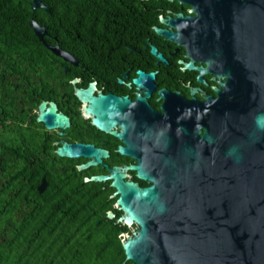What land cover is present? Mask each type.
I'll return each mask as SVG.
<instances>
[{
    "label": "flooded vegetation",
    "instance_id": "1",
    "mask_svg": "<svg viewBox=\"0 0 264 264\" xmlns=\"http://www.w3.org/2000/svg\"><path fill=\"white\" fill-rule=\"evenodd\" d=\"M101 2L100 9L64 25L65 45H59L70 60L47 46L52 71L45 100L47 107L54 102L69 124L50 128L40 122L47 137V189H64L76 211H85L83 238L75 243L91 248L82 258L96 262L125 252L123 241L139 228L120 221L117 177L141 188L181 186L190 177L192 152L210 145L204 134L212 131L211 117L227 87L219 59L209 66L208 53L238 43L233 32L195 31L207 9L193 0ZM47 31V38H57L48 24ZM91 86L87 97L97 102L89 111L91 101L76 91ZM35 111L39 114V107ZM64 144L81 148L75 156H61ZM107 232L111 239L104 240ZM111 243L117 251L104 254Z\"/></svg>",
    "mask_w": 264,
    "mask_h": 264
},
{
    "label": "water",
    "instance_id": "2",
    "mask_svg": "<svg viewBox=\"0 0 264 264\" xmlns=\"http://www.w3.org/2000/svg\"><path fill=\"white\" fill-rule=\"evenodd\" d=\"M193 1L207 9L195 31L205 27L210 34L226 31L238 38L229 51L208 53L209 66L216 63L212 58L219 59L227 87L211 117L212 131L204 134L210 145L193 150L191 175L181 186L172 181L169 187L141 188L118 177L114 181L124 210L120 221L139 225L123 241L122 264H264V0ZM31 7L50 12L42 0H32ZM29 23L40 41L69 59L59 44L47 43L45 26L34 18ZM92 89L76 91L91 101L89 111L97 102L87 97ZM56 111L54 102L47 107L42 101L37 121L50 128L67 126L69 118ZM79 148L64 144L58 153L72 157ZM46 188L44 177L38 190Z\"/></svg>",
    "mask_w": 264,
    "mask_h": 264
},
{
    "label": "trees",
    "instance_id": "3",
    "mask_svg": "<svg viewBox=\"0 0 264 264\" xmlns=\"http://www.w3.org/2000/svg\"><path fill=\"white\" fill-rule=\"evenodd\" d=\"M42 1L50 12L33 9L32 0H0V264H122L126 253L114 254L118 246L112 243L104 254L113 252L114 259L84 260L91 248L75 241L83 238L85 211H76L64 189L38 190L47 179V137L35 110L47 99L52 68L29 20L48 24L57 38L45 40L64 46V25L102 7V0Z\"/></svg>",
    "mask_w": 264,
    "mask_h": 264
}]
</instances>
